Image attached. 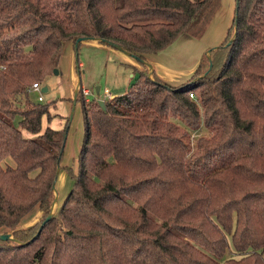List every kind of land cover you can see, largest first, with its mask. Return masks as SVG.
<instances>
[{"label": "trees", "instance_id": "obj_1", "mask_svg": "<svg viewBox=\"0 0 264 264\" xmlns=\"http://www.w3.org/2000/svg\"><path fill=\"white\" fill-rule=\"evenodd\" d=\"M219 4L0 0V264H264V0L237 1L226 41L185 83L146 69ZM79 38L145 66L105 107L78 90L86 134L54 214L69 125L43 130L50 103L30 93Z\"/></svg>", "mask_w": 264, "mask_h": 264}, {"label": "rangeland", "instance_id": "obj_2", "mask_svg": "<svg viewBox=\"0 0 264 264\" xmlns=\"http://www.w3.org/2000/svg\"><path fill=\"white\" fill-rule=\"evenodd\" d=\"M236 11L237 0H220L218 9L201 35H179L165 49L146 54L147 71H155L164 82L172 86L185 83L204 62L202 59L209 57L214 49L226 41L237 17ZM144 66L137 56L100 41L86 40L80 45L70 41L63 50L58 73L50 74L41 83V94L44 97L41 103H50L51 115L50 120L47 115L44 116V127L48 125L59 129L70 123L55 181L52 213H58L72 188L73 179L67 167L78 170L77 159L86 134L83 104L76 100L78 90H84L82 93L88 101H105L111 96L122 95ZM206 68L205 65L203 71ZM44 87L48 88L46 92L42 91ZM85 89L88 90L87 94ZM38 95V91L30 93L34 101H38ZM199 135L197 131L192 132L194 140ZM232 256L239 258V254L231 247L229 257Z\"/></svg>", "mask_w": 264, "mask_h": 264}, {"label": "water", "instance_id": "obj_3", "mask_svg": "<svg viewBox=\"0 0 264 264\" xmlns=\"http://www.w3.org/2000/svg\"><path fill=\"white\" fill-rule=\"evenodd\" d=\"M237 1H238V0H237ZM86 40H97V41H102V40H99V39H96V38H79L78 41H77V43H76V45H79V43H81L82 41H86ZM108 45H111V46H113V47H115V48H119V49H121L118 45H115V44H113V43H111V42H108ZM54 73H58V70L55 69V70H54ZM99 89H100V87H98V89H97L98 92H99ZM47 90H48L47 87H44V88L42 89L43 92H46ZM98 102H99L100 105H102L103 107H105V105H104V100H98ZM54 187H55V185H54ZM48 218H50V216H49ZM0 237H1L2 239H9V238H12V236H11L10 234H3V235H0Z\"/></svg>", "mask_w": 264, "mask_h": 264}, {"label": "built area", "instance_id": "obj_4", "mask_svg": "<svg viewBox=\"0 0 264 264\" xmlns=\"http://www.w3.org/2000/svg\"><path fill=\"white\" fill-rule=\"evenodd\" d=\"M33 90L39 92V95H38V101H40V102L44 101V97H43V95L41 94V84L34 83V84H33L32 91H33ZM86 93H87V91H86ZM191 96L193 97V94H191Z\"/></svg>", "mask_w": 264, "mask_h": 264}, {"label": "crops", "instance_id": "obj_5", "mask_svg": "<svg viewBox=\"0 0 264 264\" xmlns=\"http://www.w3.org/2000/svg\"><path fill=\"white\" fill-rule=\"evenodd\" d=\"M66 45H68V43H67ZM66 45H65V47H66ZM65 47H64V48H65ZM85 90H86L87 93H88V90H87V89H85ZM87 93H86V94H87ZM111 97H113V96H111ZM111 97H110V98H111ZM43 121H44V120H43ZM68 124H69V126H70V123H69V122H68ZM47 126H48V125H47ZM47 126H46V127H47ZM69 126H68V127H69ZM46 127H44V125H43V130H44ZM54 129H55V128H54Z\"/></svg>", "mask_w": 264, "mask_h": 264}, {"label": "bare ground", "instance_id": "obj_6", "mask_svg": "<svg viewBox=\"0 0 264 264\" xmlns=\"http://www.w3.org/2000/svg\"><path fill=\"white\" fill-rule=\"evenodd\" d=\"M96 41V40H95Z\"/></svg>", "mask_w": 264, "mask_h": 264}]
</instances>
